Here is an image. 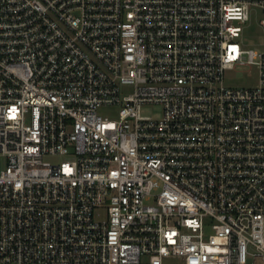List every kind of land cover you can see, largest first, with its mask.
Here are the masks:
<instances>
[{"label": "built area", "instance_id": "2783aa9c", "mask_svg": "<svg viewBox=\"0 0 264 264\" xmlns=\"http://www.w3.org/2000/svg\"><path fill=\"white\" fill-rule=\"evenodd\" d=\"M253 9L0 0V264H264ZM246 66L256 86L226 84Z\"/></svg>", "mask_w": 264, "mask_h": 264}, {"label": "rangeland", "instance_id": "374dc122", "mask_svg": "<svg viewBox=\"0 0 264 264\" xmlns=\"http://www.w3.org/2000/svg\"><path fill=\"white\" fill-rule=\"evenodd\" d=\"M264 13L260 9H253L251 19L244 27V40L247 49H254L258 52L264 51V28L261 21ZM226 84L230 86H256L259 82V69L256 66L238 67L228 72L225 78ZM119 109L117 107L104 106L99 110L100 115L110 119H116ZM142 115L161 119L163 117V107L158 104H146L142 107ZM67 156H46L45 161L52 164H61L68 161Z\"/></svg>", "mask_w": 264, "mask_h": 264}]
</instances>
